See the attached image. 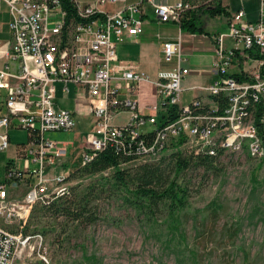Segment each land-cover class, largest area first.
Returning <instances> with one entry per match:
<instances>
[{
    "label": "built area",
    "instance_id": "1",
    "mask_svg": "<svg viewBox=\"0 0 264 264\" xmlns=\"http://www.w3.org/2000/svg\"><path fill=\"white\" fill-rule=\"evenodd\" d=\"M160 21L180 24L184 12L197 5L185 0L173 4L153 3ZM9 11L8 25L12 33L7 55L18 61L16 74L0 69V89H5L4 107L0 115V150L8 146L10 127L22 128L27 142L21 150L23 167H8L7 180H24V173L35 176L22 198L6 197L0 182V264H11L22 250L35 248L31 239L42 243L39 233L25 234L6 226L13 220L25 221L38 200L48 202L68 190L64 185L70 173L62 171L52 176L45 173L54 166L64 149L44 136L48 130H72L76 113L91 116L92 125L80 166L88 163L97 151L110 145L134 159L153 158L166 144L178 139L180 146L194 153L215 155L245 152L251 157L264 153L263 143L254 125L256 104L263 102L260 122L264 124V0H257L256 18H245L242 6L227 19V31L213 36L211 71L213 81L199 86L209 102L194 97L180 104L181 79L188 68L179 63L170 70H159L155 78L138 69L136 64L122 62L115 50L113 37L132 36L142 30L136 14L139 4L127 0H87L80 4L72 0L76 17H67L60 0H0ZM231 45L224 46V37ZM165 61L181 56L180 34L162 44ZM111 62L112 63L111 65ZM246 64L249 72L241 69ZM233 69H236L233 70ZM13 79V81H11ZM151 83L155 101L142 111L136 95L142 83ZM56 83L60 90L70 92L74 102L84 106L83 112L61 106L56 99ZM177 107L176 116L159 124L158 117L168 107ZM121 113L125 117L115 122ZM154 125V136L145 125ZM141 128H143L141 130ZM36 167L30 169L29 161ZM41 264H48L44 254Z\"/></svg>",
    "mask_w": 264,
    "mask_h": 264
},
{
    "label": "rangeland",
    "instance_id": "2",
    "mask_svg": "<svg viewBox=\"0 0 264 264\" xmlns=\"http://www.w3.org/2000/svg\"><path fill=\"white\" fill-rule=\"evenodd\" d=\"M86 1L78 0L80 4ZM230 1L232 10L241 5L239 0ZM242 4L249 14L254 11L256 0H243ZM219 27L227 31L225 24ZM55 87L60 105L74 108L72 85L69 84L70 92L61 91V83ZM77 107L80 112L84 108ZM2 110L6 112L4 106ZM124 117L120 114L116 121L122 122ZM91 119L76 113L72 130H48L44 136L58 146L67 142L71 158L76 151L88 147ZM8 133L11 144L25 141L26 131L22 128H9ZM184 148L169 147L157 158L163 157V165L170 170L171 152L184 153ZM146 159L151 161L152 157ZM32 166L33 163L30 169ZM2 174L0 166V178ZM177 179L186 186L187 203L175 226L165 209L158 207L153 214L135 209L124 201L122 193L113 190L89 195L93 214L89 222L55 225L48 213L40 209L46 199L36 201L24 222L13 220L6 226L22 232L26 228L25 234L39 233L42 243L38 247V241L31 239L35 248L31 253L29 249L22 250L11 264H41V254L48 264H264V160L250 158L244 152H225L216 158L212 169L189 167ZM88 182L89 177H77L69 178L64 185L69 192L72 187L82 189ZM28 188L29 184L23 186L20 193L25 194Z\"/></svg>",
    "mask_w": 264,
    "mask_h": 264
},
{
    "label": "crops",
    "instance_id": "3",
    "mask_svg": "<svg viewBox=\"0 0 264 264\" xmlns=\"http://www.w3.org/2000/svg\"><path fill=\"white\" fill-rule=\"evenodd\" d=\"M176 1L178 0H152L153 3L165 4H173ZM185 1L199 5L200 1H203L204 3H213L215 0ZM239 1L241 3L240 6L243 7V0ZM127 2H136L139 4V13L136 14V16L141 19L142 30L132 36H121L120 38L113 37L118 58L121 61L136 64L138 69L147 73L150 78H155L159 70H170L175 68L178 63L182 66H186L188 68V73L183 76L180 83L182 88L180 104H187L194 97H199L204 102L208 103L209 97L205 91L199 89V86L207 85L215 78V75L211 71L213 36L219 32H223L219 26L223 23L227 27L229 14L239 7L232 10L230 9V0H218L220 6L225 10V13L212 17L204 16L203 19H205L206 23L205 30L197 33L181 30L180 24H177L172 20H158L149 0H127ZM243 9L245 11L246 19H255L257 13V0L255 9L252 13L250 12L248 14L244 7ZM9 18L10 15L7 5L4 2H0V69H6L8 72L16 74L19 71L18 61L7 55L10 51L12 40V33L8 25ZM179 34L181 40V56L179 60L174 57L170 61H165L162 55L163 42L167 40H175ZM223 41L225 47L231 45L230 37L225 36ZM241 69L249 72L251 68L249 66L246 67V64H241ZM233 70L236 71V69ZM11 81H13V79H11ZM5 94V89H0V115L4 114L2 107L4 106ZM136 98L138 99V105L141 107L142 111L145 113L148 112L144 106L155 101L154 86L151 83H142L139 87V93L136 95ZM75 107H77L76 103L74 105V108ZM121 114L125 115V113ZM115 122L117 124L121 123L116 120ZM27 139L26 133L25 141L11 144L8 133V146L0 150V166L3 167V174L2 178H0V182H5L4 187L6 197L11 200L22 198L24 194H21L20 191L23 186L28 184L30 186L35 181V176L30 173H24V180L18 182L5 179V172L8 167L11 166L13 168L22 169L24 158L21 155V150L25 146ZM67 145V142L61 143L64 152L58 157L57 163L53 167L48 166L45 169L46 175L52 176L62 171H68L71 173L80 166L81 155L84 148L76 151L75 155L70 158V151L68 150ZM31 163L34 164L32 168L36 167V164L30 160L29 168Z\"/></svg>",
    "mask_w": 264,
    "mask_h": 264
},
{
    "label": "trees",
    "instance_id": "4",
    "mask_svg": "<svg viewBox=\"0 0 264 264\" xmlns=\"http://www.w3.org/2000/svg\"><path fill=\"white\" fill-rule=\"evenodd\" d=\"M60 3L67 12V17L77 18L72 0H60ZM221 13H225V10L220 6L218 0L213 3L200 1L196 8L184 12L180 20V29L189 32H203L206 27L203 17H212ZM255 106L254 125L264 147V124L259 119L263 102H259ZM176 113L177 107L172 105L167 108L166 113L159 115L157 121L160 124L163 121L171 120L176 116ZM153 128H151L152 130L148 129V134L141 137L151 140L155 132ZM180 142L181 140L173 139L165 145L162 151L169 147L176 148L180 146ZM184 149V153L171 152L170 170H167L166 165H163L162 162L163 157L157 158L156 156L151 161L145 158L143 162L136 163L137 159H134V156L127 155L122 150L108 145L97 151L88 163L79 166L69 175V178L89 177L91 182H88L82 189L77 190L76 187H72L67 194L55 195L46 204H42L40 209L42 212L48 213L55 225L64 224L67 221L89 222L93 219L89 195L102 190H113L122 193L124 201L135 209H146L152 214L158 207L165 209L170 223L175 226L179 220L180 211L187 203L186 186L179 182L177 175L189 167H200L203 170L212 169L216 158L222 154L221 151L210 155ZM245 154L247 155V153ZM247 156L264 160V153L260 157ZM107 170L109 172L103 175ZM172 172L173 177L170 176ZM11 181L18 182L19 180ZM25 229L23 228L24 232ZM191 254L194 253L191 252Z\"/></svg>",
    "mask_w": 264,
    "mask_h": 264
}]
</instances>
